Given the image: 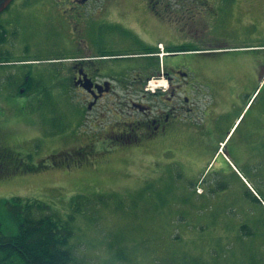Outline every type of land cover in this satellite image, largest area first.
<instances>
[{"label":"rangeland","instance_id":"rangeland-1","mask_svg":"<svg viewBox=\"0 0 264 264\" xmlns=\"http://www.w3.org/2000/svg\"><path fill=\"white\" fill-rule=\"evenodd\" d=\"M113 1L127 6L135 0ZM235 1L188 0L197 14L185 33L188 40L177 45L187 50L177 53L179 63L190 66L186 56L190 54H216L224 63L221 66L233 67L230 60L242 54L237 61L248 66L241 69L264 66V0H249L254 7L250 11L242 8L243 3L234 6ZM201 2L211 8L203 9ZM122 10L127 16L136 15L128 8ZM181 15L177 13L178 18ZM43 20L33 21L28 35L31 48L17 59L32 61L37 82L47 86L41 82L51 69L44 64L55 62V71L61 72L75 53L49 48L52 39ZM200 60L202 65L215 63L213 58ZM240 80L246 91L235 107L217 119L209 142L213 151L207 162L194 169L187 162L190 149L185 141L175 146L168 139L138 146L124 138L117 142L121 146L104 147L101 141L109 138L104 127L111 125H101L96 114L86 112L74 86L56 88L57 92L54 88L45 97L39 93V100L18 96L0 102V153L10 154L0 155V164H5V170L0 165L4 234L15 235L19 229L5 201L21 197L46 204L48 214L69 223L74 256L86 264H264V208L253 200L248 182L241 178L253 176L254 148L249 145L264 144L260 131L264 83L257 89L251 78ZM238 86L228 92L240 93L241 89L235 91ZM260 110L257 128L248 129ZM201 115L195 111L192 123L197 124ZM83 148L91 154H81ZM260 177L263 180L264 173ZM256 188L264 198V180Z\"/></svg>","mask_w":264,"mask_h":264},{"label":"flooded vegetation","instance_id":"flooded-vegetation-1","mask_svg":"<svg viewBox=\"0 0 264 264\" xmlns=\"http://www.w3.org/2000/svg\"><path fill=\"white\" fill-rule=\"evenodd\" d=\"M201 6L209 8L203 2ZM126 8L135 17L127 16L122 10ZM196 14L188 0H135L127 6L113 0H12L0 10V102L18 96L39 100V93L45 97L54 88L74 86L86 112L96 114L101 125H111L104 127L109 132V138L101 141L104 147L121 146L117 142L124 138L138 146L167 139L175 146L185 141L190 149L187 162L194 169L207 162L213 151L209 143L213 130L207 126L210 105L201 81L212 80L206 68L224 64L216 54L186 55L191 67L175 58L187 52L177 45L188 40L185 33ZM40 17L52 39L49 48L75 53L61 72L55 71V62L44 64L51 69L41 82L47 86L37 82L32 61L17 59L30 50L29 31ZM202 57L213 58L215 63L208 60L214 64L202 65ZM240 57L230 60L233 67L248 66L237 61ZM155 78L165 81L167 91H147ZM245 86L238 87L246 91ZM236 94L227 91L226 103L238 101L232 99ZM195 111L202 113L197 124L191 119ZM90 145L93 151L96 144ZM91 151L83 148L81 154Z\"/></svg>","mask_w":264,"mask_h":264},{"label":"trees","instance_id":"trees-1","mask_svg":"<svg viewBox=\"0 0 264 264\" xmlns=\"http://www.w3.org/2000/svg\"><path fill=\"white\" fill-rule=\"evenodd\" d=\"M0 155L8 157L10 154L3 150ZM40 168L42 166L31 167L27 171ZM5 205L16 218L19 229L15 235H6L0 222V264H86L74 256L69 223L48 214L46 204L14 197L6 200Z\"/></svg>","mask_w":264,"mask_h":264},{"label":"crops","instance_id":"crops-1","mask_svg":"<svg viewBox=\"0 0 264 264\" xmlns=\"http://www.w3.org/2000/svg\"><path fill=\"white\" fill-rule=\"evenodd\" d=\"M238 3H241V4L243 3L245 7H242V8H244L247 11H250L251 8L254 9V7L249 2V0L248 1L242 0L239 2L236 0L234 6L237 5ZM208 7L211 8L210 5H208ZM212 9H214V7H212ZM241 68H245V67H240L239 68L240 70H238V68L236 67H214V68L209 67L205 70L207 72V75L209 77H212V80H209L208 82H205V83L202 82L201 87H200L204 95H207L209 98L208 100H209L210 106L208 108L209 119H208V125H207L209 129L215 130L216 122H217V119L220 117V115L225 114L226 111L233 108V104L231 105V104L226 103L225 96L227 95L228 88H231L232 86H238V85L243 86L244 82H242L243 80H240V78H243V77L251 78L253 80V85L256 86L257 89L263 85L264 66L250 67L251 69H249L248 71L241 69ZM240 89H241L239 91L240 93L237 94L236 98L241 97L242 92L245 91V89L243 88H240ZM248 106H249V103L246 105L244 104L243 111H241L240 114L235 119V124L231 128L228 135H230L235 125L240 121L242 114L248 108ZM261 118H262V111L260 110L252 117L251 124L249 125L248 129L257 128L259 124V120ZM263 121L264 119L262 120L261 129H260L262 133H264ZM262 141H264V139ZM251 145L252 144H250L249 147L254 148V153L251 155V157L253 158V162H254L253 165H251L252 168H254L252 172L253 176L249 180H247V178L244 177L243 175L241 176V178L243 181L248 182L249 186L251 187L249 190H250L253 200L256 203H259L264 208V198L262 194L259 192V190L256 188L259 182L261 181V184H262L264 180V179L262 180L260 177L264 173V170H263L264 169V156H262L261 154V152H264V144L256 143L254 147H252ZM251 189L256 194H254V192Z\"/></svg>","mask_w":264,"mask_h":264},{"label":"bare ground","instance_id":"bare-ground-1","mask_svg":"<svg viewBox=\"0 0 264 264\" xmlns=\"http://www.w3.org/2000/svg\"><path fill=\"white\" fill-rule=\"evenodd\" d=\"M160 81H164V80H163V79H162V80H156L155 82H152V83H151V86H152V87H157V86H160V85H161V86H165V85H166V83H165L164 85L161 84Z\"/></svg>","mask_w":264,"mask_h":264},{"label":"water","instance_id":"water-1","mask_svg":"<svg viewBox=\"0 0 264 264\" xmlns=\"http://www.w3.org/2000/svg\"><path fill=\"white\" fill-rule=\"evenodd\" d=\"M10 1H12V0H1L0 10H2V8L5 7Z\"/></svg>","mask_w":264,"mask_h":264}]
</instances>
